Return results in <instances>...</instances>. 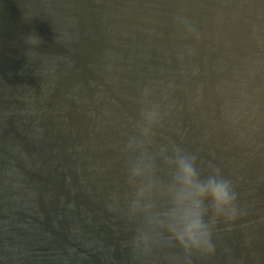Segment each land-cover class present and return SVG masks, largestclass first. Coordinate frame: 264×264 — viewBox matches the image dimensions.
Instances as JSON below:
<instances>
[{
  "label": "water",
  "instance_id": "1",
  "mask_svg": "<svg viewBox=\"0 0 264 264\" xmlns=\"http://www.w3.org/2000/svg\"><path fill=\"white\" fill-rule=\"evenodd\" d=\"M145 105L159 179L180 149L232 182L211 256L131 245ZM0 264H264V0H0Z\"/></svg>",
  "mask_w": 264,
  "mask_h": 264
},
{
  "label": "clouds",
  "instance_id": "2",
  "mask_svg": "<svg viewBox=\"0 0 264 264\" xmlns=\"http://www.w3.org/2000/svg\"><path fill=\"white\" fill-rule=\"evenodd\" d=\"M28 42L35 45L39 39L31 35ZM148 94L147 88L142 90L141 95ZM159 116L158 105H145L134 134L123 146L126 216L139 222L131 245L147 253L162 242L164 233L167 241L187 255L211 256L213 225L217 219L229 223L238 215L232 182L219 169L201 178L196 156L180 149L162 156L167 175L159 179L156 162L145 148ZM209 209L211 216L206 220Z\"/></svg>",
  "mask_w": 264,
  "mask_h": 264
}]
</instances>
